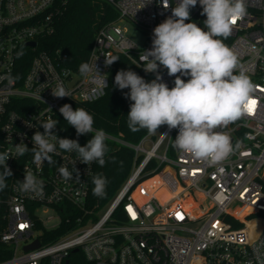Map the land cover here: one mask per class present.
I'll return each mask as SVG.
<instances>
[{
    "label": "built area",
    "instance_id": "1",
    "mask_svg": "<svg viewBox=\"0 0 264 264\" xmlns=\"http://www.w3.org/2000/svg\"><path fill=\"white\" fill-rule=\"evenodd\" d=\"M107 1L119 19L97 32L87 62L103 76L95 71L81 76L63 63L61 52L41 47L60 12L58 0H0V77H13L11 83L0 80V152L14 157L6 162L13 175L0 191L6 205L0 241L11 255L0 264H264V0H245L247 15L229 36L228 46L240 63L237 71L247 74L256 89L251 111L219 130L233 145L240 144L227 160L213 166L180 152L173 147L178 129L169 132L166 125L138 143L107 134L134 156L129 177L99 218L101 208L90 205L95 162L83 164L75 152L58 145L51 154L55 163L34 161L32 136L44 132L41 122L61 114L66 101L103 97L109 85L106 57L119 52L136 65L143 50L152 47L154 28L172 15L163 0ZM170 2L174 7L177 0ZM200 9L197 3L191 12ZM124 22L146 34L145 45L128 35ZM21 48L24 55L17 58ZM145 73L149 82L155 79L156 73ZM159 73L169 88L174 86L175 77L165 68ZM58 83L71 97L52 95ZM164 133L170 137L160 136ZM21 142L30 150L15 156L14 146ZM60 166L73 172L72 180L63 179ZM25 170L44 181L42 197L19 190ZM64 221L74 223L67 233L43 239V229ZM36 240L38 247L26 248Z\"/></svg>",
    "mask_w": 264,
    "mask_h": 264
},
{
    "label": "clouds",
    "instance_id": "2",
    "mask_svg": "<svg viewBox=\"0 0 264 264\" xmlns=\"http://www.w3.org/2000/svg\"><path fill=\"white\" fill-rule=\"evenodd\" d=\"M197 3L202 7L201 15L206 16L203 27L191 21V9ZM163 7H171L172 15L154 28L151 49L143 50L138 59L145 72L156 73L155 79L147 82L131 69L117 71L114 78L118 89H130L125 93L132 101L127 126L133 133L147 130L149 135L157 134L164 125L169 132L178 129L173 140L175 149L209 165L220 164L239 149L240 144L233 145L231 137L219 130L250 112L249 101L256 89L247 74L237 71L240 68L238 56L224 42L232 34L235 23L247 15L245 0H177L174 7L170 0H163ZM16 55L17 58L23 56V48ZM117 60V56L106 57L105 65L111 66ZM139 62L136 63L138 67ZM160 67L167 70L168 76L175 77L173 87L169 88L163 82ZM93 71L97 76H103L96 65L93 67L85 62L79 66L81 76ZM182 77L188 79L185 81ZM4 79L11 83L13 77L10 74L0 77V80ZM101 83L107 86L106 80ZM52 95L71 97L60 83L52 89ZM59 112L75 128L77 136L94 135L84 146L77 140L60 138L53 131L59 121L49 117L41 122L44 132L36 131L32 136L34 161L37 164L55 163L51 154L57 153L58 145L60 150L75 152L83 164L97 162L103 167L108 150L106 132L93 128V116L84 108L74 110L70 104H64ZM160 136L170 137L167 133ZM14 148L15 156H24L30 150L23 142ZM9 158L14 157L8 150L0 152V191L7 187L6 180L13 175L6 163ZM58 171L65 181L73 179V172L66 166H60ZM91 182L93 195L103 198L107 178L99 174ZM18 188L21 192L42 197L44 181L25 170Z\"/></svg>",
    "mask_w": 264,
    "mask_h": 264
},
{
    "label": "trees",
    "instance_id": "3",
    "mask_svg": "<svg viewBox=\"0 0 264 264\" xmlns=\"http://www.w3.org/2000/svg\"><path fill=\"white\" fill-rule=\"evenodd\" d=\"M58 6L60 12L54 17L53 31L41 40V47L51 54L61 52L63 63L79 72V66L88 62L97 32L111 22L117 21L119 14L107 0H58ZM201 12L202 9L191 12V21L203 27L206 16L201 15ZM224 42L229 45L230 38L228 37ZM113 56L119 57V60L110 66L109 85L103 97L94 102L66 101L64 104H70L74 110L77 107L84 108L93 116V128L103 129L110 136L122 137L128 142L138 143L148 134L147 130L133 133L128 128L127 114L130 111L132 101L125 97V93L130 92V89H118L115 86L114 78L117 71L122 69L135 71L147 82H149L148 75L123 54L115 52ZM187 79L185 78V81ZM54 119L58 120L59 123L53 131L65 138L77 140L80 145H85L94 135V133H89L77 136L75 128L70 126L61 114L56 115ZM105 143L108 149L105 155V165L101 167L95 162L91 181L94 176L102 174L107 178L108 183L105 196L100 198L93 195L94 185L90 182V205L94 209H99L113 200L129 177L133 165L134 154L130 148L120 146L110 138ZM8 180L9 178L6 180V184H8ZM5 214L6 205L0 193L1 230L6 225ZM72 224L74 223L64 221L55 229H43L42 237L44 240H53L67 233L72 228ZM10 255L8 246L0 241V261L9 258Z\"/></svg>",
    "mask_w": 264,
    "mask_h": 264
},
{
    "label": "rangeland",
    "instance_id": "4",
    "mask_svg": "<svg viewBox=\"0 0 264 264\" xmlns=\"http://www.w3.org/2000/svg\"><path fill=\"white\" fill-rule=\"evenodd\" d=\"M124 24H126V26H127V30H128V35L132 38V39H134L135 41H137L140 45H145V43H146V40H147V38H146V34H144V32L140 29V28H138V27H136V26H134V25H132L131 23H128V22H124ZM150 145H151V143L149 142V141H147L146 143H145V147H150ZM118 194V193H117ZM117 196V195H116ZM116 196L113 198V200L116 198ZM111 202V201H110ZM108 205V204H107ZM107 205H105V206H103V207H101V211H100V213H98L97 215H96V217H100V215L103 213V211H104V209H105V207L107 206Z\"/></svg>",
    "mask_w": 264,
    "mask_h": 264
},
{
    "label": "water",
    "instance_id": "5",
    "mask_svg": "<svg viewBox=\"0 0 264 264\" xmlns=\"http://www.w3.org/2000/svg\"><path fill=\"white\" fill-rule=\"evenodd\" d=\"M30 44L35 45V42L32 41L30 42ZM39 245H40L39 240H36L33 244L26 246V248H34V247H38Z\"/></svg>",
    "mask_w": 264,
    "mask_h": 264
},
{
    "label": "snow or ice",
    "instance_id": "6",
    "mask_svg": "<svg viewBox=\"0 0 264 264\" xmlns=\"http://www.w3.org/2000/svg\"><path fill=\"white\" fill-rule=\"evenodd\" d=\"M254 104H255V101H254V100L250 102V108H249L250 111H251L252 106H253ZM21 227L23 228V227H25V226H24V225H21Z\"/></svg>",
    "mask_w": 264,
    "mask_h": 264
}]
</instances>
